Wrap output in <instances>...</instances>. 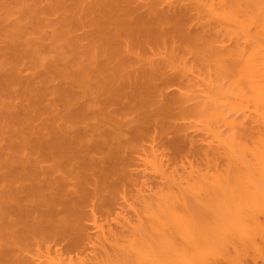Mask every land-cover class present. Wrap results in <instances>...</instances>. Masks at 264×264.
Instances as JSON below:
<instances>
[{
	"label": "rangeland",
	"instance_id": "374dc122",
	"mask_svg": "<svg viewBox=\"0 0 264 264\" xmlns=\"http://www.w3.org/2000/svg\"><path fill=\"white\" fill-rule=\"evenodd\" d=\"M212 1L0 0V264H264V0Z\"/></svg>",
	"mask_w": 264,
	"mask_h": 264
},
{
	"label": "bare ground",
	"instance_id": "6f19581e",
	"mask_svg": "<svg viewBox=\"0 0 264 264\" xmlns=\"http://www.w3.org/2000/svg\"><path fill=\"white\" fill-rule=\"evenodd\" d=\"M217 1H218V2L212 1V3L215 2V3H217L218 5H219L220 3H222V2H220V0H217ZM223 1H224V0H223ZM215 3H214V4H215ZM225 3H226V2H225ZM217 4H216V5H217ZM227 4H228V3H227ZM221 5H222V4H221ZM212 7H213V5H212ZM212 7H211V5H210V8H212ZM215 7H216V6H215ZM220 7H221V6H220ZM226 7H227V6H226ZM261 7H262V9L260 10V8H259L260 11H259L258 13H260V12L262 13V10L264 11L263 6H261ZM218 8H219V6H218ZM218 8H217V9H218ZM223 8H224V7H223ZM226 9H227V8H226ZM218 10H219V9H218ZM211 11H213V9H212ZM214 11L217 12L216 9H214ZM256 11H258V10H256ZM212 13H213V12H212ZM127 14H128V13H127ZM262 14L264 15V12H263ZM148 17H149V16H148ZM262 17H263V16H262ZM262 17H261V18H262ZM150 18H151V17H150ZM150 18H149V20H150ZM154 18H155V17H154ZM138 19H139V18H138ZM144 19H145V18H144ZM156 19H157V18H156ZM156 19H155V20H156ZM149 20H148L147 24H146V21L144 22V24H146V25H148V26L150 25V26H149V28H150L151 26H154V24L152 25L151 22H149ZM152 20H153V18H152L150 21H152ZM157 20H158V19H157ZM157 20H156V22H157ZM130 21H131V20H128V22H130ZM160 21H161V20L158 21V24H159ZM134 22H135V21H134ZM139 23H140V20H139ZM126 24H127V22H126ZM128 24H129V23H128ZM130 24H132V23H130ZM134 24H135V23H134ZM159 25H160V24H159ZM161 25H162V24H161ZM161 25H160V26H161ZM129 26H130V25H129ZM134 26H135V25H134ZM134 26H133V27H134ZM160 26H159V27H160ZM162 26H163V25H162ZM162 26H161V27H162ZM183 26H184V25H183ZM261 27H262V30H261V32H262V31H264V30H263V27H264V26H261ZM123 28H126V27H123ZM127 28H128V27H127ZM137 28H138V27H137ZM141 28H142V26H141ZM152 28H153V27H152ZM177 28H178V27H177ZM139 29H140V28H139ZM183 29H184V28H181V30H180V29H179V30L182 31ZM127 30H128V29H127ZM129 30H130V29H129ZM131 30H132V29H131ZM131 30H130V31H131ZM135 30H138V29L135 28ZM149 30H151V29H149ZM123 31H124V30H123ZM130 31H129V32H130ZM132 31H134V30H132ZM153 31H154V30H153ZM163 31H164V30H163ZM125 32H126V31H124V33H125ZM136 32H137V31H136ZM136 32H135V33H136ZM146 32H147V31H146ZM146 32H145V33H146ZM182 32H183V31H182ZM132 33H133V32H132ZM132 33H131V34H132ZM145 33H144V35H145ZM153 33H154V32H153ZM133 34H134V33H133ZM142 34H143V33H142ZM152 35H153V34H152ZM180 35H181V34H180ZM263 35H264V33H263ZM263 35H262V36H263ZM134 36H135V34H134ZM141 36H142V35H141ZM182 36H183V35H182ZM126 37H127V36H126ZM131 37H132V36H131ZM145 37H147V35H145ZM148 37H149V35H148ZM148 37H147V38H148ZM155 37H156V36H155ZM184 37H185V36H184ZM128 39H130V38H128ZM135 39H136V38H135ZM145 39H146V38H145ZM185 39H186V38H185ZM146 40H147V39H146ZM153 40H154V39H153ZM189 40H190V39H189ZM139 42H140V41H139ZM148 42H149V41H148ZM151 42H152V41H151ZM151 42L148 43V44H151ZM127 43H129V42L127 41ZM148 44H147V45H148ZM248 56H249V55H248ZM248 56H246V57L249 58ZM252 56H253V55H252ZM255 56H256V55H255ZM253 57H254V56H253ZM262 57H263V56H262ZM244 58H245V57H244ZM244 58H243V59H244ZM255 59H256V58H255ZM257 59H258V58H257ZM244 60H245V59H244ZM248 60H249V61H248ZM258 60H259V59H258ZM254 61H255V60L252 61V59L250 60V58H249V59H247V62L245 61L246 63L244 62L245 64L243 63L244 65L242 64V61H241V64H240L241 67H239V69L242 68V75H241V76H243V79H240V80H241V81L244 80V82H241L240 84L245 83V84H243V86L246 85V86L248 87V89H250L251 91H253V92H254V96H255V98H257V99L259 100V99H261V98L264 99V97H262V96H264V94H262V93H264V85L259 83V82L264 83V82H263V80H264V71H262V70L264 69V67H262V66L260 67L259 64H257V63L255 64V62H256L257 60H256L255 62H254ZM262 62H263V59H262ZM260 63H261V62H260ZM263 64H264V62H263ZM263 64H261V65H263ZM242 66H243V67H242ZM261 68H263V69H261ZM239 69H238V70H239ZM240 70H241V69H240ZM240 70L238 71L239 73L241 72ZM155 75H156V74H155ZM150 76H151V75H150ZM153 77H154V75H153ZM262 78H263V79H262ZM260 79H262V81H261ZM261 85H263V86H262L263 88H261ZM144 86H145V85H144ZM249 86H250V88H249ZM136 87H137V86H136ZM148 87H149V86H148ZM141 88H142V87H141ZM145 88H146V87H145ZM145 88H143V89L145 90ZM245 88H246V87H245ZM121 89H122V88H121ZM143 89H142V90H143ZM246 89H247V88H246ZM248 89H247V90H248ZM262 89H263V90H262ZM140 90H141V89H140ZM111 91H113V90H111ZM122 91H123V90H122ZM136 91H137V93H138V91H139L138 87H137V90H136ZM146 91H147V89H146ZM251 91H250V92H251ZM118 93H119V92H118ZM144 93H145V91H144ZM147 93H148V92H147ZM150 93H151V92H150ZM112 94H114V93H112ZM142 94H143V92H142ZM148 94H149V93H148ZM115 95H117V94H115ZM251 95H252V94H251ZM261 95H262V96H261ZM150 96H151V95H150ZM260 97H261V98H260ZM131 98H132V96H131ZM252 98H253V97H252ZM257 99H255V100L257 101ZM263 99H261V100L264 101ZM112 100H113V99H112ZM138 100H139V99H138ZM261 100H259V101H261ZM139 101H140V100H139ZM110 102H111V100H110ZM114 102H116V101H114ZM141 102H143V101L141 100ZM141 102H137V103H140V104H141ZM107 103H108V102H107ZM260 103H261V102H260ZM261 104H262V103H261ZM142 105H144V104H142ZM219 115H220V114H219ZM219 115H217V116H219ZM77 117H78V116H77ZM219 117H221V116H219ZM79 134H80V133H79ZM65 138H66V137H65ZM69 138H70V137H69ZM71 138H72V137H71ZM74 138H75V137H74ZM77 139H78V138H77ZM72 140H73V139H72ZM69 141H70V140H69ZM78 142H80V141H78ZM62 143H63V142H62ZM60 144H61V143H60ZM68 145H69V144H68ZM71 145H73V144H71ZM55 146H56V145H55ZM57 146H58V145H57ZM100 146H101V145H100ZM46 147H47V146H46ZM62 147H63V146H62ZM97 147H98V146H97ZM53 148H54V147H53ZM63 148L66 149L67 147H63ZM74 148H75V147H74ZM87 148H88V150L90 149L89 147H86L85 150H86ZM58 149H59V148H58ZM67 149H68V148H67ZM75 149H76V148H75ZM55 150H56V149H55ZM80 150H82V149H80ZM85 150H84L83 152H85ZM58 151H59V150H58ZM68 151H69V150H68ZM68 151H67V152H68ZM51 152H52V151H51ZM53 152H54V151H53ZM53 152H52V153H53ZM56 152H57V151H56ZM56 152H55V153H56ZM59 152H60V151H59ZM64 153H66V152H64ZM70 153H71V152H70ZM113 153H114V152H113ZM116 153H117V152H116ZM57 154H58V153H57ZM60 154H61V153H60ZM73 154H75V153H73ZM73 154L71 153V155H73ZM80 154H81V153H80ZM118 154H119V153H118ZM50 155L53 156L51 153H50ZM63 155H65V154H63ZM75 155H76V154H75ZM47 156H48V155H47ZM55 156H56V155H55ZM55 156H53V157H55ZM61 156H62V155H61ZM112 156H113V155H112ZM117 156H118V155H117ZM120 156H121V155H120ZM68 157H69V155H68ZM77 157H78V155H77ZM59 158H61V157H59ZM114 158H115V157H114ZM120 158H121V157H120ZM63 159H64V158H63ZM73 159H74V158H73ZM115 159H116V158H115ZM117 159H118V158H117ZM117 159H116V160H117ZM71 160H72V159H71ZM74 160H75V159H74ZM76 160H77V159H76ZM69 161H70V160H69ZM69 161H68V162H69ZM84 161H85V160H84ZM84 161H83V162H84ZM118 161H119V160H118ZM64 162H65V161H64ZM66 162H67V161H66ZM76 162L79 163L80 161L77 160ZM111 162H112V159H111ZM112 163H113V162H112ZM71 164H72V163H71ZM71 164H70V166H71ZM73 164L75 165V161L73 162ZM120 164H121V161H119V165H120ZM114 165H118V162H116V164L114 163ZM71 167H73V166H71ZM112 168H114V167H112ZM107 170L110 171L111 169H110V170L107 169ZM113 170H114V169H113ZM111 171H112V170H111ZM105 172H107V171H105ZM112 172H113V171H112ZM107 174H109V172H108ZM102 177H104V176H102ZM106 177H107V176H106ZM106 177H104V178L106 179ZM87 178H88V177H87ZM87 180H88V179H87ZM106 180H107V179H106ZM52 182H53V181H52ZM53 183L55 184V181H54ZM53 183H52V184H53ZM245 190H247V189H245ZM247 191H248V190H247ZM248 193H249V192H248ZM61 195H62V193H61ZM244 196H245V195H244ZM248 200H249V199H248ZM237 204H238V203H237ZM237 204H236V205H237ZM236 205H235V206H236ZM237 206L240 208L239 205H237ZM238 207H236V208L238 209ZM238 211H239V214H240V210H238ZM235 212H237V210L234 211V214H235ZM239 214H238V215H239ZM231 215H232V214H231ZM235 215H236V214H235ZM235 215H234V216H235ZM238 215H237V218H238ZM239 217H240V216H239ZM240 220H241V219H240ZM256 220H257V219H256ZM256 222H257V221H256ZM238 223H239V221H238ZM240 223H241V222H240ZM255 264H256V263H255Z\"/></svg>",
	"mask_w": 264,
	"mask_h": 264
}]
</instances>
